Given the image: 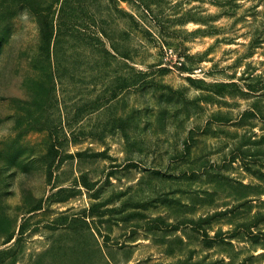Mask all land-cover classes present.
I'll list each match as a JSON object with an SVG mask.
<instances>
[{
  "label": "rangeland",
  "instance_id": "374dc122",
  "mask_svg": "<svg viewBox=\"0 0 264 264\" xmlns=\"http://www.w3.org/2000/svg\"><path fill=\"white\" fill-rule=\"evenodd\" d=\"M0 264H264V0H0Z\"/></svg>",
  "mask_w": 264,
  "mask_h": 264
}]
</instances>
